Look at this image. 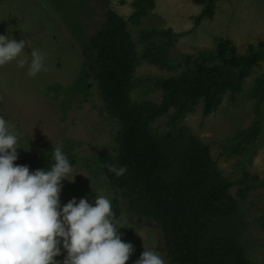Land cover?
<instances>
[{
  "label": "rangeland",
  "instance_id": "rangeland-1",
  "mask_svg": "<svg viewBox=\"0 0 264 264\" xmlns=\"http://www.w3.org/2000/svg\"><path fill=\"white\" fill-rule=\"evenodd\" d=\"M132 0H0V35L26 40L27 63L16 61L0 67V117L15 125L20 150L37 153L63 143V150L78 154L73 180L61 181L60 206L73 198L94 202L96 195L111 202L113 189L101 170L97 155L111 149L117 127L100 114L101 96L95 77V53L87 41L105 21L106 6L127 21L139 62L133 101L157 102L161 90L153 79L178 73L185 55L213 50L216 40L229 38L238 52L249 44L264 41V0H221L212 16L195 23L202 6L192 0H156L145 16L133 21ZM169 28L164 36L141 39L142 30ZM44 55V69L35 77L28 75L31 51ZM164 55L165 61L153 64L142 58L146 50ZM175 64V65H174ZM264 71L260 61L244 79L238 92H226L210 114L202 105L190 108L173 126V134L198 136L210 149L221 175L232 184L230 194L237 200L241 242L250 264H264V186L251 182L253 176L264 180V103L260 107L259 130L253 139L241 135L254 121L256 98L251 89L254 78ZM157 118L153 132L164 134L170 128V114ZM71 176L69 177V179ZM113 208V203H112ZM121 240L133 246L126 264H136L145 250L161 249L152 225L115 216ZM67 255L61 246V262Z\"/></svg>",
  "mask_w": 264,
  "mask_h": 264
},
{
  "label": "trees",
  "instance_id": "trees-1",
  "mask_svg": "<svg viewBox=\"0 0 264 264\" xmlns=\"http://www.w3.org/2000/svg\"><path fill=\"white\" fill-rule=\"evenodd\" d=\"M155 1L132 0L129 18L145 16ZM219 1L192 0L202 6L195 23L212 16ZM158 36L171 38L172 32L141 31L142 40ZM87 43L95 53L100 114L117 127L111 149L96 157L114 191L115 216L152 225L166 264H250L241 242L237 200L229 192L232 183L221 175L205 142L195 135L175 136L173 126L193 106L201 104L202 113L208 115L226 92H238L253 67L264 60V41L249 44L240 53L231 39L219 38L213 50L183 56L175 61L183 65L178 73L152 80L161 90L157 102L131 98L139 57L125 18L106 6L103 25ZM161 53L148 49L142 58L163 63ZM251 93L256 98L255 118L240 133L253 139L264 103V71L254 78ZM169 111L172 128L164 134L153 132L151 124ZM53 150L31 153L18 148L14 164L26 165L30 172L50 168ZM64 152L75 166L78 154ZM109 165L127 166V171L117 177ZM251 182L264 186L257 176Z\"/></svg>",
  "mask_w": 264,
  "mask_h": 264
},
{
  "label": "clouds",
  "instance_id": "clouds-1",
  "mask_svg": "<svg viewBox=\"0 0 264 264\" xmlns=\"http://www.w3.org/2000/svg\"><path fill=\"white\" fill-rule=\"evenodd\" d=\"M26 40L0 35V67L12 61L27 63ZM28 75L44 69L45 55L31 51ZM18 136L15 125L0 117V264H61V246L67 255L62 264H126L133 246L121 240L111 200L104 195L94 202L81 198L60 206L61 181H72L73 168L59 142L50 168L29 170L16 165ZM123 176L127 166L109 165ZM71 178L69 179V177ZM136 264H166L157 251H143Z\"/></svg>",
  "mask_w": 264,
  "mask_h": 264
}]
</instances>
